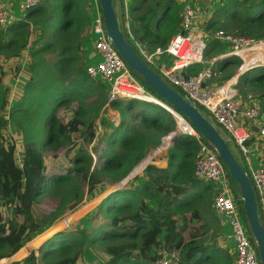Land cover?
I'll return each instance as SVG.
<instances>
[{
	"label": "trees",
	"instance_id": "16d2710c",
	"mask_svg": "<svg viewBox=\"0 0 264 264\" xmlns=\"http://www.w3.org/2000/svg\"><path fill=\"white\" fill-rule=\"evenodd\" d=\"M173 2L135 0L132 7L133 31L138 41L149 50L166 46L170 36L179 28L180 15L176 12L169 14ZM34 21L40 24V35L29 44L32 59L30 77L20 100L14 103L9 112L11 121L22 131V144L17 148L14 142L4 140L0 133V260L3 262L17 253L22 247L23 237L29 231L38 229L39 220L64 208L66 197L57 202L49 196L46 197L48 204H42L47 182H69V190L76 198L85 191L92 192L95 185L105 179H110L111 183L119 182L175 125L170 112L161 105L136 99L124 103L116 99L111 106L118 110L120 121L107 133L100 150L93 152L97 158V163L93 164L88 151L95 137L93 118L106 103L107 89L87 75L80 51L82 33L89 28L87 2L42 0L28 8L23 19L11 22L4 29L0 28V55L17 56L28 45L30 22ZM204 21L203 26L207 30L223 29L234 35L262 39L264 0H227L211 8ZM222 46L224 44L217 40L208 42L205 57L211 52H223ZM49 52L55 54V59L51 65H46L44 56ZM239 64L240 59L231 56L219 61L218 68L223 70L230 65L238 67ZM152 69L158 73V70ZM201 69L202 64L195 63L186 68V73L196 74ZM132 72L161 102L174 108ZM232 74H227V78ZM39 76L48 78L50 85L46 87L50 86L60 94L45 117L48 134L42 144L32 139L25 127L26 120H32L34 115L28 112L32 110L34 102L32 90L41 88V84L37 83ZM239 82L264 85V67L249 70ZM92 92L101 100L94 101L90 110L78 105L69 119H59L57 113L61 106ZM0 93V110L4 111L7 99L1 88ZM24 99L30 102L27 107L23 105ZM4 126L5 120L0 114V131ZM62 141L67 145V151L76 147L71 166L63 174L47 176L42 148L44 145L57 146ZM195 150L196 142L192 137L178 136L168 150L167 165L158 168L149 164L145 168L148 176L140 184L132 188L124 186L108 194L85 220L88 226L60 230L40 246L38 253L32 250L20 260L7 264H77L85 248L92 246L102 247L107 255L104 264H154L165 253H174L178 258L177 264H225V259H229L230 255L214 242L208 244L199 240L197 231L190 232L188 239L184 238L187 221H200L197 228L204 225L217 228L220 225L212 208V185L194 176ZM17 152L20 154L18 162ZM225 169L231 191L248 228L238 186ZM83 182L87 184L85 188ZM2 206L10 211L7 219ZM22 250L23 247L17 257ZM218 251L221 253L218 254Z\"/></svg>",
	"mask_w": 264,
	"mask_h": 264
},
{
	"label": "built area",
	"instance_id": "2783aa9c",
	"mask_svg": "<svg viewBox=\"0 0 264 264\" xmlns=\"http://www.w3.org/2000/svg\"><path fill=\"white\" fill-rule=\"evenodd\" d=\"M41 1L25 0L24 6L28 9ZM113 1L120 29L137 54L150 67L158 70V74L169 86L178 88L183 93L182 96L197 106L209 121L221 126L241 152L246 164L244 170L255 193L259 219L264 227V165L254 168L247 149L251 128L261 112L255 103L243 109L236 89V85L246 72L256 67H264V38H249L218 29L213 33V38L225 44L226 49L205 57L208 42L205 30L201 27L203 24L201 25L199 20L202 15L206 16L211 12V6L198 8L197 4L203 3V0H185L180 14L179 28L170 36L166 46H157L149 50L134 34L130 0ZM87 12L92 17L90 32L94 38V50L100 59L86 66V73L95 82L109 83L105 104L110 106L116 99L123 100L124 103L130 99L151 102L165 108L174 120V129L141 159L139 165L131 172V177L145 171L149 164L166 153L172 146V136L192 137L196 142L194 176L215 187L212 208L216 213L226 216V221L231 226L229 238L233 241L234 264H261L255 242L243 221L229 186L227 171L213 146L202 137L188 119L176 109L161 102L138 80L106 34L99 0H89ZM15 20L12 11L0 0V28L4 29ZM249 53H252V57H249ZM162 55L171 58L169 65H163L158 61ZM231 56L238 57L242 63L230 77L222 80L218 62ZM195 63L202 64V69L196 74L186 73L188 77L184 78L181 75L182 69L184 68L186 72V68ZM249 99L255 101L251 96ZM100 129L99 124L95 126L92 144L97 140ZM258 133L264 136V128H260ZM90 153L94 156L91 150ZM177 262L178 258L174 253H165L155 260L154 264H177Z\"/></svg>",
	"mask_w": 264,
	"mask_h": 264
},
{
	"label": "rangeland",
	"instance_id": "374dc122",
	"mask_svg": "<svg viewBox=\"0 0 264 264\" xmlns=\"http://www.w3.org/2000/svg\"><path fill=\"white\" fill-rule=\"evenodd\" d=\"M89 0H86L88 3ZM185 0H174L171 8V12H176L178 15L181 14L183 2ZM227 0H203V3L199 2L197 4L198 8H203L204 6L210 5L212 9L218 7L222 3H225ZM3 3H6L5 0H2ZM205 4V5H204ZM207 4V5H206ZM13 7V6H10ZM15 13L18 16L26 15L27 9L23 13H19L18 6L13 7ZM92 17L88 14V23L91 24ZM31 27V34L28 36L27 42L28 45L25 46L20 53L17 56L13 57H5L3 55H0V88L3 92L4 96H6L7 104L6 107L3 110H0V114L5 120V126L0 131L2 137L6 141L14 142L17 146V148L20 147L23 141V134L19 126L15 124L14 121H11L9 117V112L12 106L15 102L20 100L23 92H24V86L30 77V71L29 66L32 61L30 57L29 52V44L32 42V40L37 39L40 35V24L38 21L30 22ZM205 30L206 39L207 42H212L213 40H216L213 38V33L215 30H207L204 26H201ZM164 29V28H163ZM88 30V29H87ZM223 30V29H222ZM226 31V30H224ZM227 32V31H226ZM87 31L82 33L81 36V44L84 42V39L87 36ZM229 33V32H228ZM218 41V40H217ZM86 43L88 46L92 45V39L89 42V39L86 40ZM222 51L226 49V45L221 47ZM215 53H209V56H213ZM249 57H252V53H249ZM55 59V54L52 52L47 53L44 56L45 64L51 65L52 61ZM100 57L97 55L95 58L92 59V62L99 60ZM87 55L83 57V63L84 67L86 69V66L88 64H93L92 62L88 61ZM249 59H246L248 61ZM88 61V62H87ZM87 62V63H86ZM86 63V66H85ZM242 63V60H240V64ZM48 68H52L51 66H48ZM237 70H234V72ZM233 72V73H234ZM40 77V76H39ZM41 81V82H40ZM40 81L37 83H40L39 85L41 88H34L31 92L32 98L34 99V102H32V110H30L28 113L30 115H33L32 120H26L25 127L28 129V134L32 139L38 140L41 144L45 142L47 138V126L45 124V117L49 114L51 107L56 103V97L60 96L59 92H57L54 89H51L50 86L46 87L47 85H50V81L48 78L40 77ZM104 86H108V82H103ZM253 87L251 84H247L245 82H239L238 85H236V89L239 91V88L243 87ZM178 89V88H177ZM179 90V89H178ZM253 97L254 95L256 97L261 98L262 105L264 104V85L255 86L251 89V92H249ZM1 98V93H0ZM101 98L96 95L95 93H88L82 97H80L78 100L63 105L58 110V117L60 120H67L69 119L74 109L80 105L86 110H90L91 104L94 101L99 102ZM39 103L38 106H36V103ZM28 103H30L27 99H24L23 105L28 106ZM36 106V107H35ZM110 107H112L110 105ZM99 114V113H98ZM98 114L94 119V126L100 125L101 129L98 133L97 140L88 147V151L90 153V150L93 154L95 153V150H100V145L107 133L109 132V128H112L113 122L109 121V116L102 115L101 117H98ZM19 115V113L17 114ZM114 115V114H113ZM106 117V118H105ZM116 117V115H114ZM213 124H215L213 122ZM219 132L224 135L227 138V141H229V146L233 149V152L237 156L236 159L239 161V163L242 165L243 168L246 169V164L243 158H240V154L238 151H236V148H233L232 139L228 135L227 132H225L221 126L218 124H215ZM66 146L63 141L61 144L54 146V145H44L43 146V155H44V163L46 166V175L47 176H57L59 174H63L66 169H68L69 166H71V159L76 152V147L71 150L67 151ZM169 150V149H168ZM168 152V151H167ZM169 153V152H168ZM168 153L165 155L166 159L168 157ZM18 155H16L17 162L19 161L20 154L17 152ZM91 154V153H90ZM165 154V153H164ZM92 156V155H91ZM161 157V156H160ZM93 158V164L97 163L96 155L92 156ZM253 162V167L256 168L255 161ZM148 176L146 171H142L137 176L131 177V175L126 182H116L111 183L110 179H105L104 181L97 183L93 189L92 192L87 193L86 191L83 193L82 196L76 198L71 194L70 185L69 182L61 183L59 181H49L47 182V185L44 186V193L43 195V201L42 204H48L46 197H54L56 201L58 202L59 199L66 197V202L64 203V208L58 211L57 213H54V211L51 213L50 216H48L45 219H41L38 221L39 226L36 231H29L26 236L22 239V247L23 250L19 254V257H17V253L20 249L17 251L16 254H14L12 257H10L8 260L4 261L0 260V264H7L12 260H20L21 258L28 255L32 250L35 253H38V250L40 246L49 238L47 237L48 234L55 229L60 230H67V229H81L88 224H86L85 220L87 221L88 217L90 216L91 212L96 210L98 204L110 193L113 192V190L123 188L124 186H136L137 184H140L145 178ZM125 182V183H124ZM84 188L87 186L86 182H83ZM229 186H231V183L229 182ZM215 187H213L214 190ZM239 189V188H238ZM54 200V199H53ZM154 203V202H153ZM1 210L5 213V218H9L10 211L7 209L6 206H2ZM215 211V210H214ZM189 214L186 215V218H188ZM84 220V221H82ZM198 223H201L200 221ZM197 222H190L187 221L188 229L183 233L184 238L188 239L190 236V232L197 231L198 232V239L202 240L205 243L211 244L215 243L217 246L223 248V252L230 255L229 259H225V264H234L233 262V241L231 238H229V234L231 233V226L226 221V216L223 217L220 220L219 227L213 226L212 228L208 225H204L201 228H197L200 226ZM205 229L203 230L202 228ZM202 231V233H201ZM204 231V232H203ZM230 250V251H229ZM229 251V252H228ZM221 251H218V254H220ZM6 259V258H5ZM107 259V255L103 252L102 247L100 246H92V247H86L84 252L80 255L77 264H104Z\"/></svg>",
	"mask_w": 264,
	"mask_h": 264
},
{
	"label": "water",
	"instance_id": "95a60500",
	"mask_svg": "<svg viewBox=\"0 0 264 264\" xmlns=\"http://www.w3.org/2000/svg\"><path fill=\"white\" fill-rule=\"evenodd\" d=\"M99 4L106 34L111 39L115 49L127 63L129 68L139 75L147 86L152 88L160 97L165 99L186 119H188L192 126L213 146L217 152L219 158L227 168L230 177L239 188L242 208L244 210L248 228L255 242L260 263L264 264V227L259 219L255 193L248 175L236 159L226 138L219 132L215 124L203 115L197 106L192 104L174 88L169 86L161 78V76L137 54L120 29L114 1L99 0ZM181 75L184 78L188 77L184 68L181 71ZM176 139V135L172 136V144ZM138 165L139 163H137L133 169H135ZM133 169L120 182H126ZM217 217L221 220L223 216L221 213H217ZM58 231V229L52 230L47 237L52 236Z\"/></svg>",
	"mask_w": 264,
	"mask_h": 264
},
{
	"label": "crops",
	"instance_id": "0c3cea01",
	"mask_svg": "<svg viewBox=\"0 0 264 264\" xmlns=\"http://www.w3.org/2000/svg\"><path fill=\"white\" fill-rule=\"evenodd\" d=\"M5 2H6L5 5L7 7H9V9L12 11V13L14 14L16 20H20V19H23L25 17V15L18 16L15 13L14 9H13V7L17 5L18 6L19 13H23L26 10V7L24 6L25 0H5ZM134 2H135V0H130L132 21H133V16H134V12L132 10V7L134 5ZM10 6H13V7H10ZM204 19L206 20V16H203L202 15V17H200V20H199V23L201 25L202 24L204 25V22H205ZM135 28L136 27H135V24H134V29ZM30 29H31V27H30ZM86 34H87V36L84 39V42L80 46V51H81L82 57H84L85 55H87V57L89 59L88 61L92 62V59L95 58V56H97V55H96V52H95L94 46H93L94 45V43H93L94 38L92 36V33L90 32V24H89V28H88ZM31 36H33V34H31ZM87 39H89V42L92 39V45H90V46L87 45V43H86V40ZM215 54H217V53H215ZM170 59L171 58L167 57L166 55H162L161 57L158 58V61L161 62V64H163V65H169L170 64ZM97 61H95L94 63H96ZM86 63H85V66H86ZM88 65H90V64H88ZM235 69H236V67H234L233 65H230V66H227L225 69L221 70V78H222V80L226 79L227 78V74H229L230 72L233 73ZM105 87H106L107 93H108L109 85L108 86H105ZM254 87H255L254 85H253V87H248V88H247V86L246 87H243V88L240 87L239 88V91L238 90L237 91H238L240 100L242 102V108L243 109L244 108H247L251 104L255 103L256 105L259 106V109H260V112H261L259 118L255 121V123L253 124V126L251 128L250 139L247 142L248 156L250 157L251 162L252 161H255L256 168H258V167L264 165V136H261L258 133V131H259L260 128H264V110H263L264 104L262 105V103H261L262 101H261L260 96L259 97H256L254 95V97H253L249 93V92H251V89L254 88ZM249 96H251L255 101L254 102L251 101L252 99H249ZM104 114L106 116L108 115L110 117L109 118V121H112L114 126H116L119 123V121H120V114H119L118 110H116L114 107H110V106H107L106 104H103V106L101 107V109L99 111V114H98L97 119L99 117H101L102 115H104ZM113 114L116 115V117H114ZM111 129L112 128H109V131ZM232 144H233V148H236V151H238V153L240 154V158H243L241 152L238 150V148L235 146V144L234 143H232ZM232 151H233V149H232ZM167 153L168 152H166L165 154H162L161 157H159L152 164L154 166L158 167V168H164L167 165V159L165 157V155ZM234 155H235V153H234ZM252 164H253V162H252ZM128 187L132 188V187H134V185L133 186L128 185ZM230 253H232V252L230 251Z\"/></svg>",
	"mask_w": 264,
	"mask_h": 264
}]
</instances>
